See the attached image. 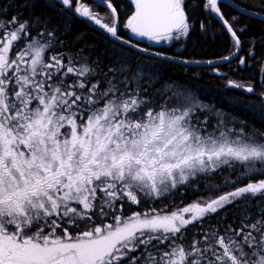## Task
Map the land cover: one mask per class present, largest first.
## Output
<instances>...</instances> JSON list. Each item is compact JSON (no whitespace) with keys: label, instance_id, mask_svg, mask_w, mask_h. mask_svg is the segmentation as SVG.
Returning a JSON list of instances; mask_svg holds the SVG:
<instances>
[{"label":"snow or ice","instance_id":"6c2138e0","mask_svg":"<svg viewBox=\"0 0 264 264\" xmlns=\"http://www.w3.org/2000/svg\"><path fill=\"white\" fill-rule=\"evenodd\" d=\"M56 2L134 51L113 49L116 66L107 70L82 56L50 54L55 30L39 16L4 19L0 7V264H264V128L176 84L148 93L162 75L152 61L205 66L221 77L218 62L236 59L242 69L255 61L264 88V56H256L264 33L242 40L248 25L240 16L226 18L221 0H205L230 51L177 59L121 36L118 0H94L110 23L84 0ZM130 3L123 27L157 43L187 38L200 7L197 0ZM226 6L264 22V0ZM224 88L257 96L224 102L264 125V91L232 79ZM185 191L198 194L186 206L123 215L126 204Z\"/></svg>","mask_w":264,"mask_h":264},{"label":"trees","instance_id":"16d2710c","mask_svg":"<svg viewBox=\"0 0 264 264\" xmlns=\"http://www.w3.org/2000/svg\"><path fill=\"white\" fill-rule=\"evenodd\" d=\"M231 1L234 3L241 2V0ZM50 2L55 4L56 7H49V0H0V7L7 9V16L3 17L4 19H10L12 16H19L20 19L27 20L33 16H39L41 21L46 22L47 30H55V54L71 53L73 56H82L89 62L98 63L99 65L100 63H106L104 69L107 70L109 66H116L115 59L108 58V54L113 51L112 47H117L125 53L132 52L130 49L119 44H117L119 46H113V43L106 42L105 37L95 29V27L89 25L87 21L77 18L76 15L70 13L56 1L54 3L53 0H50ZM197 2L200 4V7L195 9L194 16L190 15V19L195 23V27L189 41L194 42V44L193 47L189 49V52L185 53L183 57L194 60H208L227 55L230 51L228 34L224 32L218 21L213 18L214 14H211L203 7L205 0H197ZM248 3L259 4L260 0H248ZM25 4H30L31 7H24ZM220 4L223 7L222 12L226 18L240 16L241 25H248V31L241 36L242 40H247L250 37H259L261 33H264V22H262L261 19H249L248 16L241 15L233 7L226 6L227 4L224 3ZM201 22H203L209 33L215 34V32L218 31L219 34H216L214 39L212 35L206 37L200 32L201 29L199 25ZM234 27H236V25H234ZM247 48L248 44L245 43L244 50L241 53L242 56H247ZM81 49H83V52L80 51ZM177 56L181 57L179 54H177ZM256 56L257 58L264 56V45H258L256 47ZM147 59L152 60L151 57H147ZM237 65L238 60L235 59L231 61V63L222 66V68L227 69V71L230 70L231 74L229 75V78L243 83L249 82L256 87L259 84V64L253 61L252 67H245L242 69H238ZM185 68V65H175L169 62H163V64L158 66L163 78L171 81L175 80L182 83V85L193 88L196 92H200L201 94L205 93L209 97L217 96L220 98L219 94L224 93L227 97L242 98L245 100H259V98L255 96L245 98L243 93L241 95V93H238L235 90L226 92L222 81L223 78L211 76L208 73L194 74L188 72L187 74H184L183 71ZM191 70H195V68H192ZM256 90L258 89L256 88ZM220 99V101L214 100L211 104H218L221 108H229L230 111H233L232 113L235 112L233 116L246 120L248 123L254 124L256 127L264 128V125H261L258 120L254 119L251 113H247L240 108H234L224 102L223 98ZM172 200L179 205V200H181L180 193L177 192L173 195ZM163 204L164 201L162 199V205ZM235 212L236 210L230 214L232 219Z\"/></svg>","mask_w":264,"mask_h":264},{"label":"flooded vegetation","instance_id":"af4514ba","mask_svg":"<svg viewBox=\"0 0 264 264\" xmlns=\"http://www.w3.org/2000/svg\"><path fill=\"white\" fill-rule=\"evenodd\" d=\"M54 1V3H55V1L56 0H53ZM84 2L85 3H87L89 6H91L93 9H94V11H97V12H99L101 15H103V14H107V9H105V8H102V7H97L96 6V4L94 3V1L93 0H84ZM118 2H119V6H120V8L118 9V11H119V23H120V27H119V29H118V31H119V34L121 35V36H123V37H125V38H129V37H131V39L133 40V42H135V41H140V43H141V46L142 47H148L150 50H152V51H158V52H165V53H167L169 56H171V57H175V58H178V59H188V58H185V57H183L184 55H185V53H188L189 52V49H191L192 47H193V44H194V42H190L189 41V39H190V37H191V34L194 32V29L191 31V33H190V35L188 36V43H187V45L186 46H184L183 48H181V49H178V50H176V49H174V47H173V49H172V47H167V46H159V45H155V44H153V43H150L149 42V40H147V39H142V38H140V37H134V36H132V34L130 33V31H127L124 27H123V25L125 24V22H126V19L131 15V13H132V11H133V5L130 3V0H118ZM220 8H221V11H222V5L220 4ZM66 9V8H65ZM70 13H72L71 11H69ZM106 12V13H105ZM73 14V13H72ZM77 18H79L78 16H76ZM105 17H106V15H105ZM108 18V17H107ZM79 19H84L85 21H87L85 18H79ZM105 20H106V18H105ZM217 20V19H216ZM218 21V20H217ZM87 23L89 24V25H91V26H93V27H95V29H97L104 37H105V41L106 42H111V43H113L114 45L113 46H119V45H121V46H124V47H126V48H128L127 46H125V45H122V44H120L119 42H115L114 43V39H112V38H110V36L107 34V33H105L102 29H100L98 26H96L95 24H92V23H90V22H88L87 21ZM219 23V22H218ZM220 24V23H219ZM217 26H218V24H217ZM200 32H201V30H200ZM202 33V32H201ZM54 44H55V40H54ZM117 44H119V45H117ZM128 49H130V48H128ZM132 52L134 51L133 49H130ZM129 53H131V52H129ZM242 53V52H241ZM241 53H240V55H241ZM50 54H55V47H54V49H51L50 50ZM177 54H179L181 57H179V56H177ZM145 59H146V61H152V60H149V59H147V57H149V56H147V55H145V56H143ZM192 60H194V59H192ZM152 63H154L155 65H157V66H159L160 64H163V62L162 61H152ZM169 63H173V64H175V65H182L181 63H179V62H169ZM105 65H106V63H100V66L102 67V68H105ZM224 65H226V64H218V66L220 67V71L222 72V73H224L225 75L223 76V77H221V76H217V75H215V74H209V70L207 69V67H205V66H196V65H185L186 66V68H185V70L183 71V73L184 74H187L188 72H192V73H200V74H203V73H208L209 75H211V76H215V77H218V78H223V84H224V80L225 79H231V78H229V75L231 74L230 73V70L229 71H227V69H224V68H222V66H224ZM135 66V62H133V64H132V67H134ZM192 68H195V70H191ZM229 69V68H228ZM106 70V69H105ZM194 78V77H193ZM197 78H199V77H197ZM202 78V77H201ZM183 80V79H182ZM233 80V79H232ZM169 83H172V84H176V85H179V86H184V87H186L189 91H192L196 96H197V98L199 99V100H201V101H203L204 103H206V104H211V103H213V101L214 100H221L220 98H223V100H224V97L226 96L224 93L223 94H219L220 95V98H218L217 96L216 97H209V96H207V94H201L200 92H196L193 88H191V87H189V86H186V85H182V83H179V82H177V81H171V80H169V79H166V78H163V76H161L160 77V79L158 80V82L157 83H155L154 85H152L151 87H149L148 88V93L149 94H151L154 90H161L162 88H163V86L164 85H166V84H169ZM255 87V86H254ZM258 89V90H256L257 92H260V91H264V88H261L260 87V84H258L256 87H255V89ZM225 89V88H224ZM230 91V90H229ZM231 91H234V90H231ZM235 91H237L238 93H241V95H242V92L241 91H239V90H235ZM244 94V93H243ZM245 98H248V97H250V96H254V95H251V94H244L243 95ZM242 96V97H243ZM255 97H257V96H255ZM258 98V97H257ZM217 108H221V107H219L218 106V104L217 105H215ZM225 112H228V113H230L231 115H234V113H232L233 111H230L229 110V108H222ZM198 194L197 193H192V192H190V191H185V194L183 195V196H181V200H179V205L182 207V206H186V205H188L189 203H191V202H193L194 200H195V198H196V196H197ZM163 201H164V204L162 205V201H159V206H164V205H168L169 206V211L170 210H172V203H175V202H173V200H172V196L171 197H169V198H163ZM181 201H183V204H181L180 202ZM157 202V201H156ZM176 204V203H175ZM158 204H156L155 203V201H152V200H149V201H147V202H143V206H141L142 207V210H147L148 208H156V206H157ZM140 206V205H139ZM139 206H137V205H131V206H128L127 204L125 205V207H124V210H125V212L123 211V213H124V215L126 214V215H129L131 212H135V211H142L140 208H139ZM129 210H132V211H129ZM234 210H236L235 208H233V207H229V209H228V213H229V216H228V220H229V222H231L232 221V216L230 215ZM107 222H111L110 220L109 221H107ZM205 223L207 224L208 222H207V220L205 221ZM212 223H216V218L215 217H213V220H212ZM191 227L192 226H190V229H191Z\"/></svg>","mask_w":264,"mask_h":264},{"label":"rangeland","instance_id":"374dc122","mask_svg":"<svg viewBox=\"0 0 264 264\" xmlns=\"http://www.w3.org/2000/svg\"><path fill=\"white\" fill-rule=\"evenodd\" d=\"M106 13V12H105ZM105 15H106V17H105ZM102 16H104L105 18H106V22H111V17H109V16H107V14H103ZM108 17V18H107ZM216 34H219V32L218 31H216L215 32V35ZM149 42L150 43H153V44H155V45H159V46H167V47H174V49H176V50H178V49H181V48H183L184 46H186L187 45V43H188V37L187 38H185V39H183L182 41H172V42H168V41H162V42H159V43H157V42H153V41H150L149 40ZM112 49H119V48H115V47H112ZM120 51H122L123 52V50H121V49H119ZM113 52V51H112ZM123 53H125V52H123ZM127 53H129V52H127ZM242 56V55H241ZM142 59H144V60H146L144 57H142ZM133 68V70L135 71L136 70V65L134 66V67H132ZM147 75H150V73H148ZM247 83H249V82H245V84H247ZM252 84V83H251ZM165 86V85H164ZM164 86H163V88L161 89V90H163L164 89ZM254 86V85H253ZM181 87H183V88H186V87H184V86H181ZM190 93L193 95V96H195V97H197L192 91H190ZM214 121H210V124L211 123H213ZM162 199L163 198H161V199H159V200H155V203L156 204H158L157 206H156V209H161L163 206L161 205V206H159V201H162ZM157 201V202H156ZM143 202H145V201H143L142 200V202H141V204H140V206H139V208L142 210V207L141 206H143ZM124 212H125V210H124ZM123 215H124V213H123ZM130 215V214H129ZM124 216H128V215H124Z\"/></svg>","mask_w":264,"mask_h":264},{"label":"water","instance_id":"95a60500","mask_svg":"<svg viewBox=\"0 0 264 264\" xmlns=\"http://www.w3.org/2000/svg\"><path fill=\"white\" fill-rule=\"evenodd\" d=\"M94 1V0H93ZM221 3H224V4H227V3H234L233 1H231V0H221ZM235 9V8H234ZM237 12H239V10L238 9H235ZM240 13V12H239ZM243 15H246V16H248V13H245V14H243ZM253 18H259V17H253ZM260 19V18H259ZM113 39V38H112ZM171 57V56H170ZM178 59V58H177ZM218 64H222V63H219L218 62Z\"/></svg>","mask_w":264,"mask_h":264},{"label":"bare ground","instance_id":"6f19581e","mask_svg":"<svg viewBox=\"0 0 264 264\" xmlns=\"http://www.w3.org/2000/svg\"><path fill=\"white\" fill-rule=\"evenodd\" d=\"M259 19V18H258ZM235 60V59H234ZM233 61V60H232ZM222 64H227V63H222Z\"/></svg>","mask_w":264,"mask_h":264}]
</instances>
